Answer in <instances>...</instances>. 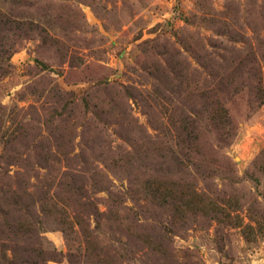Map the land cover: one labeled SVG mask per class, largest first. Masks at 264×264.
I'll return each mask as SVG.
<instances>
[{
    "label": "rangeland",
    "instance_id": "1",
    "mask_svg": "<svg viewBox=\"0 0 264 264\" xmlns=\"http://www.w3.org/2000/svg\"><path fill=\"white\" fill-rule=\"evenodd\" d=\"M0 264H264V0H0Z\"/></svg>",
    "mask_w": 264,
    "mask_h": 264
}]
</instances>
